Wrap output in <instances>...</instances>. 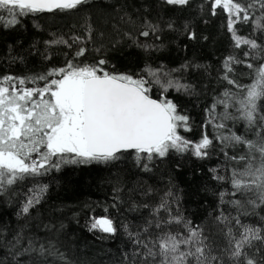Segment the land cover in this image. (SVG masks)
<instances>
[{
    "label": "snow or ice",
    "instance_id": "obj_1",
    "mask_svg": "<svg viewBox=\"0 0 264 264\" xmlns=\"http://www.w3.org/2000/svg\"><path fill=\"white\" fill-rule=\"evenodd\" d=\"M158 3L185 9L192 0ZM89 6L91 0H0V28ZM200 8L225 18L232 51L220 62V87L203 106L198 125L171 94L198 95L179 74L192 67L207 71V66L146 62L139 72H121L113 63L124 44L149 56L163 50L164 29L147 14L136 19L118 14L119 23L111 25L118 38L107 43L105 32L85 17L83 35H54L45 42L69 50L63 66L35 75L0 74V199L10 202L24 182L66 165H108L131 157L142 173L151 174L173 155L207 160L218 154L222 166L209 169L219 186L210 217L214 231L179 211L171 182L155 203L133 202L130 210L148 213L139 227L101 216L91 218L89 231L115 237L122 229L130 247L121 264H264V0H203ZM167 28L175 30L174 23ZM185 31L189 41L197 40L196 32L187 26ZM89 44L99 45L91 49L98 54L91 63L86 62ZM194 127L198 139L187 135ZM47 188L29 187L17 215L29 216ZM120 191L114 189L117 200ZM154 191L149 185L143 195ZM0 264L74 262L53 239L0 230Z\"/></svg>",
    "mask_w": 264,
    "mask_h": 264
},
{
    "label": "trees",
    "instance_id": "obj_2",
    "mask_svg": "<svg viewBox=\"0 0 264 264\" xmlns=\"http://www.w3.org/2000/svg\"><path fill=\"white\" fill-rule=\"evenodd\" d=\"M202 3L203 0H192L191 7L178 9L161 7L158 0H91V6L84 12L25 17L15 28H0V74L35 75L54 66H63L65 53L69 50L62 45L48 47L45 42L53 39L54 35L65 39L83 35L85 17H90L93 26L105 32L104 41L107 43L109 39L118 38L111 27L113 23H119L118 14L126 12L133 19L147 14L151 19L159 20L164 29L161 33L163 50L149 56L134 46L124 44L123 51L114 57L113 63L121 72H139L146 62L153 66L163 64L168 68H179L185 62L207 66V71L192 67L179 74L183 82L194 86L198 95L171 94L198 125L203 118V106L220 87L217 84L220 62L232 51L229 34L223 27L225 18L201 11ZM169 22L174 23L175 30L167 28ZM186 26L196 32L197 40L187 39ZM240 32L248 34L244 27ZM97 46L88 45L90 51L86 62L91 63L97 57L98 54L91 51ZM46 56L51 58L46 59ZM241 79L247 82L246 78ZM187 135L198 139L199 128L194 127L193 132ZM222 163L223 157L218 154L207 160L173 155L151 174L142 173L131 157L108 165H66L59 172L24 182L10 202L0 199V230L9 236L23 230L26 237L53 239L74 264H121L122 253L130 247L126 235L122 229L115 237L89 231L91 218L108 216L117 225L139 227L148 213L144 209L130 210L133 202L140 204L148 200L155 203L171 182L179 197V211L195 224L206 225L214 231L210 217L215 214L217 201L214 193L219 186L209 169L222 166ZM37 184L48 186L43 200L29 216H18L28 188ZM149 185L155 191L151 197H145L143 190ZM116 188L122 189L118 200L115 199ZM45 225L51 226V230Z\"/></svg>",
    "mask_w": 264,
    "mask_h": 264
}]
</instances>
